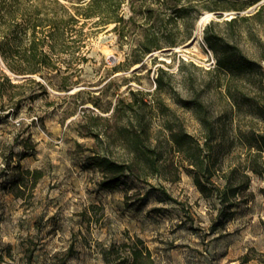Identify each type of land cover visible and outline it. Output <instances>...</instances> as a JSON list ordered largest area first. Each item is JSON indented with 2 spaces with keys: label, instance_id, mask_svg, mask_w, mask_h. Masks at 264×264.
Here are the masks:
<instances>
[{
  "label": "rangeland",
  "instance_id": "obj_1",
  "mask_svg": "<svg viewBox=\"0 0 264 264\" xmlns=\"http://www.w3.org/2000/svg\"><path fill=\"white\" fill-rule=\"evenodd\" d=\"M121 9L117 28L89 35L85 61L55 53L42 75L20 74L0 54L16 85L4 84L21 97L0 121V264H128L136 245L155 264H264V0H123ZM152 32L162 47L131 61ZM64 77L79 83L67 89ZM129 85L149 103L140 112L163 151L160 168L105 188L88 158L96 140L83 132L104 124L90 115L96 105L112 108L117 88L127 94ZM82 100L88 121L79 107L66 113ZM171 130L193 136L192 151L216 168V183L233 176L241 201L230 217L201 192L198 167L174 150ZM124 147L112 146L120 159Z\"/></svg>",
  "mask_w": 264,
  "mask_h": 264
},
{
  "label": "trees",
  "instance_id": "obj_2",
  "mask_svg": "<svg viewBox=\"0 0 264 264\" xmlns=\"http://www.w3.org/2000/svg\"><path fill=\"white\" fill-rule=\"evenodd\" d=\"M122 5L123 0H67V2L64 0H0L2 59L5 65L16 73L41 75L44 70L56 66L53 57L55 53L61 55L62 52H68L72 63L85 61L89 58L87 38L101 28H107L111 23H114L113 28H117L118 22L124 20ZM89 23V28L86 29ZM211 25L210 23L205 28V38L208 42H211L209 32ZM191 35L192 33L189 32L183 39L172 40L170 43L172 45L182 43ZM157 38L155 32L146 33L138 45L140 56L134 57L131 61H140L153 49L161 48L162 44ZM24 81L38 82L46 90V86L36 77L29 76ZM157 81L160 86L159 78ZM4 82L12 86L16 85L12 82L9 73L0 65V121L14 110L15 106H21V97L13 99L15 95L10 93V89ZM74 83L79 82L64 77L63 85L60 86L69 89ZM81 91L82 89H79L77 93ZM127 92V94L121 92L119 86L118 98L112 108L96 105L99 112L90 110L91 113L93 112L90 114L92 117L103 120L104 124L108 122L107 125L90 127L86 132L80 131L83 134H91L96 140V145L91 147L92 152L88 158L94 167L103 172L100 184L105 188L126 184L130 176L136 175L141 178L139 168L150 169L149 174H155L160 168L163 151L160 150L159 142L152 136L149 120L144 121L145 116L140 112V109L149 106V103L143 97L138 98L137 92L130 85ZM7 95H9L8 98ZM30 96L35 98V94L31 93ZM84 103L82 100L79 104L68 107L67 115L74 113L79 107L80 111L83 110L82 113L80 112L81 120L88 121V109L83 106ZM209 137L210 134L206 136V140ZM192 140L193 136L190 133L170 131L169 141L174 150L185 155L190 164L198 167L194 174L195 183L206 197L217 199L222 204L218 216L228 218L241 201V198L237 196L239 193L233 176L225 174L224 179L220 177L221 183H216L214 179L216 168L206 163V159L201 157L202 154L195 157L192 151L194 148ZM116 144L127 148L128 158L120 159L115 155L112 146ZM257 153L261 154L259 151ZM196 158L200 159L199 163L195 160ZM249 169L263 173L259 167L249 166ZM248 170L243 173L244 191L250 187ZM243 198L247 200L246 195ZM131 252L132 258L128 264H155L151 251L146 245L142 247L136 245ZM113 264L123 263L115 261Z\"/></svg>",
  "mask_w": 264,
  "mask_h": 264
},
{
  "label": "water",
  "instance_id": "obj_3",
  "mask_svg": "<svg viewBox=\"0 0 264 264\" xmlns=\"http://www.w3.org/2000/svg\"><path fill=\"white\" fill-rule=\"evenodd\" d=\"M201 19H203V18H201ZM195 37H196V35H194V36L190 39V41L186 43V46L192 45L193 42L195 41Z\"/></svg>",
  "mask_w": 264,
  "mask_h": 264
},
{
  "label": "bare ground",
  "instance_id": "obj_4",
  "mask_svg": "<svg viewBox=\"0 0 264 264\" xmlns=\"http://www.w3.org/2000/svg\"><path fill=\"white\" fill-rule=\"evenodd\" d=\"M203 21H204V19H201V20L199 21V26H198V30H197V32L200 31V29H201V27H202V23H203Z\"/></svg>",
  "mask_w": 264,
  "mask_h": 264
}]
</instances>
